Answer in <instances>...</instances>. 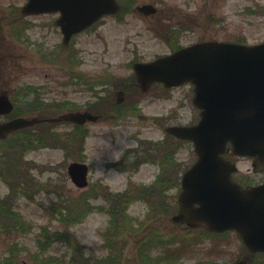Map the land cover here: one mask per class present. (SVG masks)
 <instances>
[{"label": "rangeland", "instance_id": "obj_1", "mask_svg": "<svg viewBox=\"0 0 264 264\" xmlns=\"http://www.w3.org/2000/svg\"><path fill=\"white\" fill-rule=\"evenodd\" d=\"M124 1H129L127 4L130 3L131 8L140 3H154L160 9V14L158 17L145 18L131 10L121 13L120 19L116 16L103 18L90 30L75 35L68 49L62 51L71 52L72 59L77 62L67 68L60 63L47 62L43 57L46 51L60 49L61 33L53 22L56 15L27 16L24 20L31 26L22 31L21 40H16L9 32L7 23L19 12L24 0H0V31L5 43V48L0 46V91H6L12 99H19L21 88L30 84L38 88L37 94L44 101L70 99L76 107H84L86 100L93 99L94 90H89L82 83L73 84L76 79L73 77L80 75L87 83L109 76L128 78L132 73L129 66L132 60L145 61L167 53L169 50L163 38L155 35L150 28L155 20L163 19L170 12V18L166 17L164 22L172 23L187 15L194 18L188 20L193 21L192 29L181 34V44L216 37H233L247 43L264 40V0ZM68 60H65L66 64ZM33 95H28V99ZM191 97L188 86L164 92L160 86L153 85L149 92L138 98L135 114L125 115L120 119L104 118L88 122L85 127L89 134L78 153L73 155L76 158L85 155V161L89 163V183L85 188L76 187L67 174L66 168L73 156H69V149L65 146L55 144L46 147L39 144L27 149L24 153L25 163L11 164L9 187L0 179V196L12 191L11 219L18 217L30 227L25 231L12 230L5 233L4 225H0L3 226L0 229V264H5L7 261L3 257L11 253L16 257L15 264H40L39 261L43 262L41 264H76L71 263L70 259L82 250L89 255H105L103 233L108 225L107 214L98 210L85 211L86 201L96 204L103 200L100 196L88 199L86 192L94 185L93 189L97 192H101L100 186L110 192H119L133 185L150 184L160 172L157 160L141 163L136 170L122 169L121 163L142 155L138 140L147 138L161 141L167 125L195 122L197 108L192 104ZM70 127L69 124L61 123L53 126V130L63 132ZM176 147L175 159L180 166L189 165L195 160L191 142L183 141ZM126 149L128 155L120 158ZM232 160L238 167L236 176L240 172L251 171V161L248 158L233 157ZM29 175L34 177L36 183L27 180ZM177 193L178 186H171L166 192V200L172 209L176 204ZM59 204L70 207L69 211L64 209L65 218L69 221L74 219L71 223L61 222L55 216ZM146 211V204L138 201L128 210L139 219L135 222L137 231L146 230L149 226L146 220L142 226L138 225ZM162 216L164 214L155 221L161 234L196 236L198 240L175 251L166 247V255L181 254L173 262L167 259L166 263H141L136 255L138 244L134 240L140 238L145 231L138 234L129 232L122 252V264L231 261L244 252L243 244L234 232L227 233L220 241L214 236H199L201 232L198 228L187 233L184 228L172 225L168 218ZM3 219V213H0V221ZM52 232L68 233L71 244H67L70 239L67 242L51 240L45 243L46 233ZM156 251L155 254H158ZM261 258L263 257H257L259 260Z\"/></svg>", "mask_w": 264, "mask_h": 264}, {"label": "water", "instance_id": "obj_2", "mask_svg": "<svg viewBox=\"0 0 264 264\" xmlns=\"http://www.w3.org/2000/svg\"><path fill=\"white\" fill-rule=\"evenodd\" d=\"M115 0H27L23 13L59 11L56 19L63 42L100 16L115 13ZM136 9L147 15L156 11L152 4ZM136 80L142 90L154 81L173 86L190 81L194 88L193 103L200 109L194 125H172L166 131L193 142L196 161L181 180L179 209L174 221L194 227L201 223L208 231L234 229L248 248V253L233 263L251 264L257 251L264 252V183L240 188L231 180L234 163L222 154L230 143L235 155L252 158L254 171L264 167V41L247 45L205 41L182 47L149 62L133 63ZM121 101L122 93H118ZM12 103L0 94V114L8 113ZM88 111L67 112L57 117H15L0 122V139L8 133L39 121L96 120ZM87 165L73 161L67 166L72 182L87 184Z\"/></svg>", "mask_w": 264, "mask_h": 264}, {"label": "trees", "instance_id": "obj_3", "mask_svg": "<svg viewBox=\"0 0 264 264\" xmlns=\"http://www.w3.org/2000/svg\"><path fill=\"white\" fill-rule=\"evenodd\" d=\"M115 82H117L115 80ZM69 105L66 102L61 103H48L43 105V103L38 104L37 100L34 102H25L18 101L15 105L14 110L12 111L11 115H20V114H26V113H32L34 111L44 113V114H53L57 110H59L61 107H68ZM94 108H97L96 105ZM69 132L66 133V137L68 136ZM71 134H73L71 136ZM85 131L83 129L80 130L79 127H76L74 129V133H70V137L67 139L65 135L63 134L62 137L53 131L49 130H39L37 131H31L30 129L21 130L18 132L13 133L8 139L0 142V157L4 158L5 156H11L13 157V161H20V152L18 148H22L24 150L37 146L39 144H43L44 146L49 145L51 143L53 144H60L62 146H65L66 149H71V142H80L81 139L83 141ZM0 162L3 163V166L0 165V175L3 177L11 176L12 172V161L0 159ZM166 169V168H165ZM158 183L154 186L149 187L148 189L141 188L138 190V196L140 198H144L147 200L152 206L156 205V201H158L156 197V188L158 187L159 183L162 181L160 178L158 179ZM107 194L105 197L108 199V205L103 208L99 206V209H104L108 213L109 221H108V228L106 230V240H105V247L111 248L113 245H116L117 242L115 241L116 238H118L119 233L123 228H125L126 225L129 224V221L131 220V217L126 213V208L129 204V202L134 199L135 197H131L130 194H127V192L123 193H117L113 194L112 196H108ZM10 198V196L8 197ZM8 198L6 200H0V213H3V215L8 216L10 218V222L5 225L4 229L5 232L12 231V230H21L25 231L27 228H29L30 225L26 224L22 219L15 217L13 220L11 219V208L8 203ZM154 200L155 202L153 203ZM153 203V204H152ZM58 209L55 211V216L57 219L61 222H72L73 220H67L65 218V209L67 211L70 210V207L67 205L59 204L57 206ZM65 208V209H64ZM85 211H87V208H85ZM46 241L49 242L51 240H65L69 241V235L60 233V232H52V233H46L45 235ZM49 240V241H48ZM191 240H185L182 239L178 245V247L173 248V251L177 249H183L184 246L190 243ZM170 242L172 244L175 243V238H171ZM170 250V249H169ZM118 253L109 255L107 257V260L110 261L112 258L117 257ZM171 257L170 254L166 255V258ZM260 259V258H259ZM256 259L253 264H264V258H261V260ZM48 260H45V262ZM105 261V260H104ZM10 262V259H8L7 263ZM72 263L76 264H88V259L84 258L82 251L75 253V257L71 260ZM43 262H40V264ZM109 264H114V260H111Z\"/></svg>", "mask_w": 264, "mask_h": 264}, {"label": "flooded vegetation", "instance_id": "obj_4", "mask_svg": "<svg viewBox=\"0 0 264 264\" xmlns=\"http://www.w3.org/2000/svg\"><path fill=\"white\" fill-rule=\"evenodd\" d=\"M171 13V12H170ZM168 13V14H170ZM57 15V13H54ZM54 14H50V13H43V14H37V15H30V16H39V15H54ZM166 13V15L168 16V19L170 18L169 15ZM27 16L25 15H21L18 14L16 12L15 16L13 19L9 20V22L7 23V25L9 26V28H14L13 30L15 31L16 36L19 38H17V40L22 39V30L25 28L30 27L31 25L28 24L29 22L27 20H24ZM169 23V27H163L162 31L163 34H166V36H171V39H168L169 42H166L167 46L170 48L171 44L172 47H177V41L175 38V35H181L180 33L178 34L176 29H182L179 24L173 23L171 24V22ZM184 24H182L181 26H183ZM150 30L152 32H158V30L156 29V27L150 28ZM184 31H186V29H182ZM11 30L9 29V32ZM1 33V31H0ZM2 35V34H1ZM0 35V36H1ZM209 39H216L219 41H237V42H243V40L240 39H236V38H229V37H225V38H209ZM3 40V39H2ZM180 43V41L178 42ZM3 45L5 46V43H3ZM191 88V87H190ZM264 170L260 173H253L248 171L247 173H240L238 176L236 175H232V179L235 180L236 182H238L242 187L248 186V185H253V184H259V183H263L264 182Z\"/></svg>", "mask_w": 264, "mask_h": 264}]
</instances>
